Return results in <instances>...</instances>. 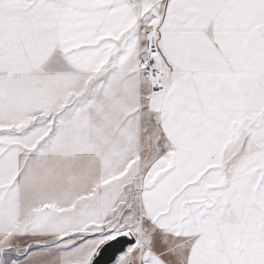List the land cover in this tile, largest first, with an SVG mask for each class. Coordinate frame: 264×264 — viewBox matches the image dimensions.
I'll use <instances>...</instances> for the list:
<instances>
[{"label":"snow or ice","instance_id":"6c2138e0","mask_svg":"<svg viewBox=\"0 0 264 264\" xmlns=\"http://www.w3.org/2000/svg\"><path fill=\"white\" fill-rule=\"evenodd\" d=\"M0 264H264V0H0Z\"/></svg>","mask_w":264,"mask_h":264}]
</instances>
